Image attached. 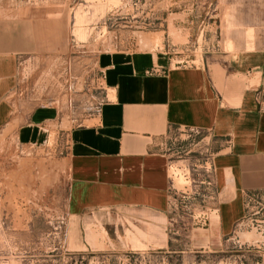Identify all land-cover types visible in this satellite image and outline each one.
<instances>
[{"label": "rangeland", "instance_id": "1", "mask_svg": "<svg viewBox=\"0 0 264 264\" xmlns=\"http://www.w3.org/2000/svg\"><path fill=\"white\" fill-rule=\"evenodd\" d=\"M22 15L37 17L30 22L40 29L64 30L68 44L22 59L11 97L22 118L70 99L78 114L96 89L105 91L90 79L100 55H157L170 68L237 63L264 50V0H0L2 21L15 24ZM65 119L64 131L44 128L41 143H22L17 126L0 133V264H264L263 199H252L249 217L230 236L217 239L210 230L218 148L204 132L170 128L157 140L170 162L163 228L112 207L70 217Z\"/></svg>", "mask_w": 264, "mask_h": 264}, {"label": "crops", "instance_id": "2", "mask_svg": "<svg viewBox=\"0 0 264 264\" xmlns=\"http://www.w3.org/2000/svg\"><path fill=\"white\" fill-rule=\"evenodd\" d=\"M34 19L22 15L10 24L0 17V133L17 126L22 143H41L44 128L64 131L70 120L64 133L70 217L112 207L163 228L171 206L170 162L157 140L170 128H184L208 133L218 148L208 183L216 200L209 208L216 215L209 220L213 236L226 238L245 222L252 199L264 200V105L258 98L264 50L249 51L237 63L215 59L170 68L157 55H100L90 79L103 81L105 91L96 89L78 114L70 99L61 109L53 102L22 118L11 101L22 59L68 47L64 30L40 29ZM156 67L164 73H153Z\"/></svg>", "mask_w": 264, "mask_h": 264}, {"label": "built area", "instance_id": "3", "mask_svg": "<svg viewBox=\"0 0 264 264\" xmlns=\"http://www.w3.org/2000/svg\"><path fill=\"white\" fill-rule=\"evenodd\" d=\"M153 73H156V74H161V73H164L160 68H155L154 70H153ZM259 98V97H258ZM259 100H260V98H259ZM191 131H193V130H191ZM197 132V131H196ZM200 133V132H199Z\"/></svg>", "mask_w": 264, "mask_h": 264}, {"label": "bare ground", "instance_id": "4", "mask_svg": "<svg viewBox=\"0 0 264 264\" xmlns=\"http://www.w3.org/2000/svg\"><path fill=\"white\" fill-rule=\"evenodd\" d=\"M178 170H179V169H178ZM178 176H179V175H178ZM178 176H177V178H179ZM182 176H183V175H182ZM182 176H181V178H182ZM184 179H185V178H184ZM183 181H184V180H183ZM179 182H180V181H179ZM180 188H182V186H181Z\"/></svg>", "mask_w": 264, "mask_h": 264}]
</instances>
